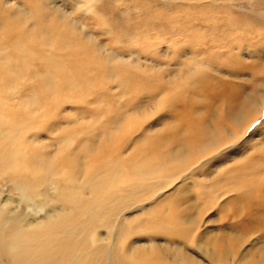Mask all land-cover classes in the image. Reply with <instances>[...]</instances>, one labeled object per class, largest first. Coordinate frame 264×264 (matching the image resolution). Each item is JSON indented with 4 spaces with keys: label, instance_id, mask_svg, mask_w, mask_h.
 Masks as SVG:
<instances>
[{
    "label": "bare ground",
    "instance_id": "1",
    "mask_svg": "<svg viewBox=\"0 0 264 264\" xmlns=\"http://www.w3.org/2000/svg\"><path fill=\"white\" fill-rule=\"evenodd\" d=\"M66 1L69 9H64L65 17L71 18L68 23L53 19L37 24L41 16L51 12L55 6L53 0H0V63L4 61L9 70L14 71L13 80L6 84V67L0 64V264H205L184 253L179 246H172L179 244L172 240L180 237L189 243L188 235L197 230L203 212V208H200L199 215L193 209L205 203L216 205L228 193L233 194L230 200L227 199L228 203L231 202L228 208L230 215L231 211H235L237 216L247 213L252 201L263 207V211L257 210L253 215L249 211L251 215H248L253 220L252 224L257 221L255 224L260 226L258 230L261 229L264 226V142L260 145L253 138L254 132L246 134L264 113V67L261 70L263 77L254 75L252 78L256 79L250 81L253 87L243 85L241 92L234 85L231 86L232 83H220L216 75L213 78L217 82L215 86V82L208 78L207 69L212 65L205 68L199 66V61L191 60L188 68L195 72L194 75L192 73L194 78L188 79V85L186 82L178 84L182 86L181 89L172 90L178 96L176 99H180L181 106L184 105L180 117L174 123L164 120L158 135L148 133L147 127L142 136H136V139L133 136L145 126V121L165 107L167 100L164 94L168 90H164V85L167 83L169 87L173 77L161 82L159 76H154L161 74V67L143 58L145 62L148 61L143 66L150 72L148 75L151 79L149 85L142 86L143 94H147L142 107L132 109L129 115H116L115 121L101 123L100 129L96 126L98 122L88 128L86 124L80 125V130L79 127L73 129L79 124L65 125L62 133L52 137L53 141L47 140L51 138L50 133L42 136L38 128L47 123L51 110L39 106L34 96L25 102L23 108L17 102L20 83L27 79L28 71L37 59L40 58L48 69L55 71L52 78L58 89L62 74L73 71L71 61H68L73 56V49L77 51V60L83 63L82 70L103 68L99 69L101 76L112 82L117 80L116 84L123 87L122 95L136 91L135 87L141 88L139 82L132 86L130 81H121L124 72L118 71L120 63L139 65L136 53L119 54L99 42L89 31L85 32V28L89 29V24L85 22L89 19L86 17L88 13L109 27L116 26L105 17L111 6L108 7V3L98 5L101 0ZM194 1L203 5L204 0ZM212 1L217 4L228 0ZM149 2L135 0L139 9L148 7ZM260 2L264 3V0ZM39 8L46 13H41ZM56 8L60 11L59 7ZM76 16L84 19L81 21ZM58 17H62V12L58 13ZM29 26H32L28 29L31 31L25 35L22 29ZM214 36L217 41H222L219 34ZM37 50H41L38 52L42 54ZM65 50L71 51L66 59L63 56ZM6 51H9V55H6ZM20 58L24 66L17 64ZM89 74L87 72L85 75ZM49 85L55 87L52 81ZM69 85L72 89L77 88L74 82ZM159 87L161 94L159 97L153 96L152 93H156ZM191 87L192 93L189 91ZM183 89L184 92L179 93ZM52 92L57 93V90ZM208 92L215 94L216 99H212V95L211 99L218 103L219 108L210 114L207 110L206 115H209L205 117L195 101L201 99L200 102L210 103V98L202 97V93ZM150 103L154 109L149 106ZM212 119L223 120V125L219 127L220 122L213 123ZM262 128L264 125L259 132ZM76 132L88 138L87 141L76 144ZM251 141L256 142L253 144L255 148L239 155ZM140 142L150 148L146 155L150 160H146L143 166L134 167L128 161ZM119 144L121 147L118 150ZM118 151L126 154L124 161L116 159ZM212 161L215 164L210 166L208 163ZM211 167L218 170L212 177V171H209ZM187 179L194 186L214 183L213 190L199 188L194 191L195 199L210 197L209 200L191 202L187 195L192 192L191 187H188L187 181L184 182ZM8 180L15 184L14 190H10L13 191L11 196L8 192L5 194L7 185L4 182ZM161 183L165 188L175 183L182 184L177 196L161 204L160 216L157 206L149 213L152 215L148 214L146 220L141 222L126 216L132 210L133 202L141 200L143 196L148 201L153 199L152 189ZM51 189L54 190L53 197L49 196ZM14 193H18V196ZM31 203L41 213L32 212L26 217L23 212ZM181 203L187 204L182 208L184 215L177 212ZM141 204L138 206L143 207ZM225 208L223 212L227 210ZM232 214L235 215L234 212ZM240 217L237 219L240 220ZM240 227L238 237L226 235L224 240L223 235L212 238L218 242L216 250L198 245V249L209 258L208 264H233L235 260L237 264H264V255L256 256L259 248L255 246L234 253L236 248L242 247V234L245 235L244 231H247L244 225ZM143 232L149 234L147 244L133 246L130 237ZM151 234L160 236V239L164 237V250H154L155 236L150 237ZM202 238L210 241L205 236ZM145 245L151 250L144 251ZM261 251L264 254V249Z\"/></svg>",
    "mask_w": 264,
    "mask_h": 264
},
{
    "label": "rangeland",
    "instance_id": "2",
    "mask_svg": "<svg viewBox=\"0 0 264 264\" xmlns=\"http://www.w3.org/2000/svg\"><path fill=\"white\" fill-rule=\"evenodd\" d=\"M149 1L148 7L139 9V7H137L135 4V0H124L121 2H116L115 0H101L98 5L101 6L105 3H108V7L111 6L106 16H104L117 24L116 26L113 24L114 26L109 27L104 24L101 19H97L95 15L93 16L88 12V14H86V17H89V19L87 18L88 20L85 22L89 24V29L85 28V32L89 31L92 35L96 36L99 42H102V44H105L113 50L118 51L119 54L128 55L129 52L134 51L136 56H138L137 60H139V65H124L123 63L118 64V71L124 72V78L121 79V81H124L125 83L126 81H130L132 86H134V84L138 85L137 82L140 83L141 88L135 87V89H137L136 91L131 90L129 94L122 95L121 91L123 90V87H120L118 84H116L117 80L112 82L110 79L101 76L99 70L103 69L101 67H99V69L98 67L94 68L93 71H91L89 68L87 70H82L81 66L83 63L81 64L80 62L82 61L79 62L77 60V56H75L77 51L75 49H73L74 51L72 52L73 56L70 60H68L71 61L70 66L73 68V71L62 74V79L59 81L58 89V85L56 86L55 80L52 78V76L55 75V71L48 69L42 60H39L40 58L38 56L39 59L33 63L32 68L28 71L29 73L27 79L20 83V88L17 91L19 94L17 102L22 104L21 107L23 108L25 106V102L34 96L37 100V103H39V106L51 110L50 117L46 121L47 123L41 125L38 128V131L42 136L45 134L49 135L50 133L51 138H47V140L50 139L53 141L52 137L62 133L65 125L79 124L77 128L73 129L75 130L79 127L78 130H80V125L86 124L88 128L94 122H98L96 126L98 129H100L102 127L101 123H111L112 121H115L116 115H129L132 113V109L136 107H142V103H144V101L147 99V94L144 95L145 92L143 94L142 86L149 85L151 79L150 75H148L150 72L143 66L144 64H148V61H151L156 66L161 67V74L154 75L156 78L159 76L158 78L161 82H166L172 76L173 77L169 87L167 86V83L164 85V90H168V92L164 94L165 100H167L165 107L161 108V110L146 120L144 124L145 126L141 128V130H139L141 126L137 127L139 132H137V134L133 137L142 136V133L145 132L147 127L149 129L148 133L152 135H158V132L163 128L161 127V124L164 120L166 122L171 121L174 123L176 119L180 117L179 113L184 110V105L181 106L180 99H176L178 96L172 90L181 89L182 86L179 87L177 86L178 84L180 85L185 82L187 84L188 79L194 78L193 75L195 72L191 71V68H188V64L192 63V61L194 62V60L195 62L199 61V66H204L205 68H207L206 66L208 65H212L210 69H207L209 72L208 78L215 82V86L217 82L213 80V78L216 75L219 77L220 83L226 81L229 84L232 83L231 86L234 85L239 89V91L242 92L243 85L247 86L248 88L253 87V83H250V81L251 79L253 80L252 77L254 75H257L261 78L263 77L261 74V70L264 67L263 2H260V0H228L224 3L219 2L217 4H213L212 0H204L203 5H201L199 2L194 0H191L190 2H186L185 0ZM53 4L55 6L52 8L51 12L46 16H41L37 24H44L46 22L48 23L53 19L65 24L71 20V18L68 16L65 17L64 9H69L66 0H53ZM56 7H59L60 11H58ZM39 10L41 13H46L40 8ZM60 12H62V17H58V13ZM90 16L93 18H90ZM83 19L84 18L80 17L79 20L82 21ZM76 22L80 24L78 21ZM81 25L83 26V23ZM30 27L32 26L25 28L22 27L23 33L25 35L29 34V31H31L28 30ZM217 34L221 36L220 39L222 38V41L216 40V36L214 35ZM41 48L43 49L44 47L41 46ZM38 51L41 50H37V53L42 54V52ZM167 51H169L168 54ZM68 53L71 54V51L65 50V54H63L65 59L66 57H69ZM6 55H9V51H6ZM143 58L150 60L145 62V59ZM17 64L24 66L23 59H18ZM1 65L6 67V70L4 71L7 77L5 83L8 84V81L13 80L12 77H14V71L12 69L9 70V67L4 63V61ZM162 67H164V69ZM87 72L90 74L85 75ZM210 73L212 74L211 76ZM84 76H87L88 78H85ZM208 78L206 79L208 80ZM50 81L55 84V87H51L49 85ZM70 82H74L77 88H70ZM52 90H57V93H53ZM186 91L188 93L189 91L192 93L193 89L191 87V90L189 88V91L187 89ZM157 92L152 93L153 96L156 95V97H159V94H161L160 87L157 89ZM183 92L184 89L179 91V93ZM211 95L212 99H216L214 93H202L203 99L205 97L210 98V103L206 100V103L202 101L200 102L201 99L198 100V102L195 101L196 107L201 109L200 111L203 115L208 113L207 110H209L210 114L211 112L215 113L216 109L219 108V105H217L218 103L211 99ZM197 97L200 98L201 94ZM174 98L175 100H173ZM145 104H148V102ZM149 106L154 109L152 107L154 105H151V103ZM258 121L261 123L257 124L256 121L253 124L256 125V127L253 128L252 125L251 129L246 135L254 132L255 134L253 138L258 143L260 142L261 145V142H264V128L261 129V132H259V129L264 125V113L262 116L260 115ZM212 122H220L219 127L223 125V120L221 122L212 119ZM57 127H59V129L57 132H55ZM151 127L152 130L150 129ZM78 132L75 133L77 138L75 143L80 145V143H85L88 138L81 137L79 134H77ZM254 142L255 141H251L248 143L247 146L242 149L239 155L242 154V152L251 151L256 143ZM140 143L136 145L138 151L135 150L131 152V156L129 157L128 162L134 167L137 165L143 166L144 163L150 160L148 156L146 157L147 153L150 151V148L148 146L146 147L144 143ZM249 145L250 147H248ZM120 147L121 146L119 144L118 150ZM119 152L120 151H118V153ZM118 153L116 159L118 158L119 160L124 161L123 159L126 154H122V152H120L118 155ZM234 156L236 155L234 154ZM208 164L211 166L215 163L212 161ZM209 171H212L210 172V177H212L215 176L217 173L216 171L218 170L216 167H211ZM210 180L216 179H209L208 181ZM184 182L188 185V187H191L192 192L187 194L191 202L196 201L197 203H201L205 199L209 200L210 197L195 199L194 191L199 188H201V190H207L208 188L213 190L214 183H207L203 186H199V184H197L194 186L191 180L187 179ZM4 183L7 185L5 194L7 195L10 193L9 196H11L13 191L10 190H14V182L12 180H8V182L5 181ZM161 184L162 185L157 184L156 187L154 186L155 189H152L154 190L153 199L148 201L145 200V197L143 196L141 200L135 203L133 202L132 210L129 211L126 216L133 218L134 220L139 219L138 221L141 222L146 220L147 215L150 212H153L152 208H155L156 206L159 210L158 216H160L162 213L161 204L164 203V201L172 200L173 197L177 196L179 194V186L182 183H175L168 188H165L164 183ZM140 191L141 190L139 189L138 192ZM15 194L16 193H14V195ZM53 195L54 190L51 189L49 191V196L53 197ZM230 195L232 196L233 194L228 193L220 198L219 203L216 205L211 206L209 203H202L203 205H200V207L198 206V208H194L193 212L197 211V214L199 215L200 208H203L201 215L202 220L198 223L197 230L188 235L190 236L189 243L186 241V239L175 237L172 241L179 242V244H172V246H179L182 251H184V253H189L199 259L202 263L208 264L209 258L198 249V245H201L203 248L210 249L211 251L216 250L215 246L218 242L212 238H220L223 235L224 236L222 238L224 240H226V235L238 237L240 233L237 230L241 228V225H244V228L247 231H244L245 233L243 232L245 235L242 234V240H244L243 245L242 247L239 246L236 248L234 253H237L240 250L245 251L255 246L259 248L256 256L260 254L264 255L261 251L264 249V226H261L262 228L258 230V227L260 228V226L255 224L257 221L252 224L253 220H251L249 217L257 210L263 211V207L258 205L255 201H252L248 206V212H245V215L242 213L245 217L241 214L243 217L242 219L245 220L242 221L240 217L241 215L238 214L237 216L235 211H231L232 213L234 212L235 215L232 213L231 215L229 214L230 212L228 211V208L231 202L228 203L227 199L230 200ZM16 196H18V193ZM32 204L33 203H31L28 208H25L23 212L24 216L27 217V214L32 212H35L36 214L41 213L37 206ZM139 204L143 205L144 209L143 207H139ZM186 206L187 204L181 203V207L177 208L179 215H184L182 208ZM224 208L225 210L227 209L225 212H223ZM150 215L152 214H149L148 216ZM238 217H240V220L237 219ZM239 222L241 224L237 227L236 225L239 224ZM153 236L155 235L151 234L150 237ZM202 236L207 237L210 241L202 238ZM155 237H153L156 242L154 243L156 245L154 250H164V245L166 244L164 237L161 236L162 239L159 238L160 236ZM130 239L133 246L136 244H147L149 241V234L145 232L138 233L131 236ZM145 247L146 250L144 251L151 250L148 245H145ZM165 248L171 249L169 247ZM171 251L173 250L171 249ZM237 263V260L233 262V264Z\"/></svg>",
    "mask_w": 264,
    "mask_h": 264
},
{
    "label": "snow or ice",
    "instance_id": "3",
    "mask_svg": "<svg viewBox=\"0 0 264 264\" xmlns=\"http://www.w3.org/2000/svg\"><path fill=\"white\" fill-rule=\"evenodd\" d=\"M261 122L260 121H257V124H260ZM256 127V125H253V128H255Z\"/></svg>",
    "mask_w": 264,
    "mask_h": 264
}]
</instances>
